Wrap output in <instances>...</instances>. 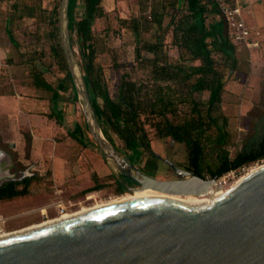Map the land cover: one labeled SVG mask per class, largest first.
<instances>
[{"label":"trees","instance_id":"16d2710c","mask_svg":"<svg viewBox=\"0 0 264 264\" xmlns=\"http://www.w3.org/2000/svg\"><path fill=\"white\" fill-rule=\"evenodd\" d=\"M2 1L7 4L2 28L16 50L22 46L15 33L27 21L47 26L43 33L38 27L34 35L35 44L31 41L30 48L26 46L27 49L20 51L23 65L29 73L30 85L27 87L32 96L56 105L67 103L66 93L71 88L72 100L79 101L59 35L60 0ZM45 1H53V4L51 7L43 6ZM137 2L139 15L117 17L116 24L134 36V62L130 66L146 73L147 79L134 77L132 71L123 69L126 66L113 56L118 85L112 93L100 59L111 52L107 42L111 27L103 30L97 27V22L110 19L104 0H69L71 46L100 127L113 148L118 151L112 138L114 135L122 145V151H119L122 155L133 154L142 148L156 157L149 137V132L153 131L158 138L169 137L172 142L183 143L187 153L186 170L204 179H218L231 170L262 162L264 83L257 106L250 111L251 121L241 149L232 157L227 148L229 118L217 110L229 76L243 71L247 54L246 48L230 38L215 1L209 5L203 0ZM80 5L83 9L79 13ZM210 14L216 15L212 22H208ZM22 32L25 34L26 30ZM41 40L46 44L40 43ZM171 47L176 48L177 56L170 54ZM48 75L55 76V79L48 78ZM54 110L52 108L45 116L49 120L55 119L61 126L67 114L61 110L55 113ZM84 127L89 132L86 124ZM68 136L83 147L89 139L78 121ZM24 138L26 158H29L32 136L25 133ZM0 146L9 147L1 137ZM14 157L13 171L26 170L27 166L18 160L17 153ZM39 178L34 173L22 180L0 185V201L29 195L32 182ZM112 178L118 187L116 192L122 194L121 176L113 174ZM103 187L97 183L94 186L98 190Z\"/></svg>","mask_w":264,"mask_h":264},{"label":"water","instance_id":"95a60500","mask_svg":"<svg viewBox=\"0 0 264 264\" xmlns=\"http://www.w3.org/2000/svg\"><path fill=\"white\" fill-rule=\"evenodd\" d=\"M68 8L69 0H61V45L86 124L106 162L141 189L210 201L157 197L104 207L0 240V264H264V164L219 195L212 191L220 185L216 178L195 176L155 153L179 179L141 173L103 136L71 46Z\"/></svg>","mask_w":264,"mask_h":264},{"label":"rangeland","instance_id":"374dc122","mask_svg":"<svg viewBox=\"0 0 264 264\" xmlns=\"http://www.w3.org/2000/svg\"><path fill=\"white\" fill-rule=\"evenodd\" d=\"M211 1L203 0L208 5L211 4ZM226 1L230 5H233V0ZM59 2L61 3V0ZM240 3L248 10L245 11V14H255L262 21L264 20V0H240ZM52 4L53 1L43 2V6L51 7ZM103 5L109 13L110 19L97 22V27L100 30H103L107 26L111 27L107 36L108 47L111 52L109 55L101 56L100 59L105 69L107 83L112 93H114L118 85V75L116 69L113 67V56H115L117 62L126 66L123 69L132 71L134 77L141 80L147 79L146 73L133 69L130 66L134 62V36L128 31L119 29L116 24L117 17L130 18L138 16L140 7L137 0H104ZM79 7L78 12L80 13L83 6L80 5ZM6 8L7 4L3 1L0 2V47L8 49L6 55L1 53L0 56V94L29 97L32 93L27 87L30 85L29 73L26 66L23 65L20 51L27 49V47L30 48L29 43L31 41H33L31 43L35 44L34 35L38 27H40L39 32L43 33L47 29V26L45 24L37 26L27 21L26 25L22 27L23 29L21 28L15 33L22 46L20 50H16L7 39L2 28V20L4 19ZM58 10L60 12V6ZM207 18L208 22H212L216 19V15L210 14ZM25 30L24 34L22 31ZM113 30H116V32ZM40 43L46 44L44 40H41ZM170 49V54L177 56L178 52L176 48L171 47ZM246 54L243 71L229 76L222 103L219 105V110H217L220 115L229 118L227 131L230 136L227 148L232 157L242 147L251 121L250 111L253 107L257 106L261 85L264 83V53L257 50H246ZM77 67L82 77L78 64ZM50 76L48 75V78L55 79V76ZM8 93L13 94L7 95ZM66 97L69 102L57 103L59 106H55L54 110L55 113L62 111L67 114L61 126L56 123L55 119H48V124L46 126L39 125V129L34 127L29 128L24 122L20 121L16 123V128H11V126L7 125L3 135H0L1 141L9 146H0V150L3 152L0 155V185L3 183V180L10 178L18 179L20 174L32 175L33 173H37L40 177L38 180L32 182L29 195L0 201V216L7 218L1 225L4 232L17 231L49 218H54L62 213V209L63 212L77 211L84 206L89 207L96 202L108 201L110 198L125 194L114 192L115 184L112 183V177L113 174L117 176L119 173L113 165L106 162L103 155L99 152L100 150L89 129V132L85 129L84 124H86V121L81 102L72 100L73 92L71 88L66 93ZM49 112L47 111L46 114H49ZM77 121L83 126L85 135L89 138L85 142L86 147L78 144L68 136V132L73 131ZM25 133H30L32 136L29 158H26ZM102 133L104 138L112 145L103 130ZM149 137L153 153L163 158H169L174 165L186 170L187 153L183 143L172 142L169 137L158 138L153 131L149 132ZM112 138L118 148L117 152L129 163H133L135 167L152 172L158 168L157 174L164 175L165 173L169 176H174L173 171L167 169L166 163L144 152L142 148L136 149L133 154L129 153L125 155L123 153L122 155L119 152L122 151V145L119 144L118 139L114 135ZM45 145H50L51 148L59 145L58 148L61 149L62 155L68 160L67 167L69 169L66 172L62 171L64 173L63 177V174H60L55 167L54 174H56L55 180L57 183L52 179L49 160L40 155ZM14 153H17L18 160L27 166L26 170L22 172L13 171L15 165ZM262 164H264V160L260 163L246 166L245 170L238 173L237 179L234 182L231 181L232 184L229 186L236 184L238 178L245 175L250 169ZM44 167L45 170L40 172L39 169H44ZM40 173H42L41 176ZM96 183L104 185V187L100 190L95 189ZM89 195H94V197L87 200V196Z\"/></svg>","mask_w":264,"mask_h":264},{"label":"crops","instance_id":"0c3cea01","mask_svg":"<svg viewBox=\"0 0 264 264\" xmlns=\"http://www.w3.org/2000/svg\"><path fill=\"white\" fill-rule=\"evenodd\" d=\"M233 5H237L241 8L243 19L246 25L253 31L260 33L258 37L259 46L249 51L257 50L258 52L264 53V20L262 21V19L258 18L255 14H245L247 9L242 6L240 0H233ZM6 52H8V49H2L0 47V56L1 53L6 55ZM57 105L56 103H52L48 100L38 99L32 96V94L29 97H21L20 95L18 97L0 95V135H3L7 125L11 126V128H16V123H19L20 121L24 122L29 128L34 127L39 129V125L46 126L48 124V118L45 116V113L50 111L52 108H55ZM58 147L59 145H56L52 148L50 145H45L43 146L40 154L42 157H45L49 160L52 179L55 181V183H57L55 180L56 174H54L55 167L58 169L60 174H63L62 177L64 176L63 172H66L67 169H69V167H67L68 160L62 155V151ZM44 170L45 167L44 169H39L40 172H43ZM25 175L31 176L30 174ZM41 175L42 173H40V176ZM23 176L24 175L21 177Z\"/></svg>","mask_w":264,"mask_h":264},{"label":"bare ground","instance_id":"6f19581e","mask_svg":"<svg viewBox=\"0 0 264 264\" xmlns=\"http://www.w3.org/2000/svg\"><path fill=\"white\" fill-rule=\"evenodd\" d=\"M259 166L260 165L253 167L246 174L254 171ZM243 176L239 177L238 180L236 181V183H238ZM229 187H231V186H223V185L214 186V188L212 190L214 193L213 195H219L220 193H223L225 190H227ZM157 197L172 199V200L181 201V202H192V203L209 202L210 201V198H207V197H197V196L180 197V196L169 195L166 193H159V192L153 191L151 189L133 190V191H131L129 193H125L121 196L110 198L108 201L96 202L94 205L89 206V207L84 206L77 211H64L54 218H49V219L42 221L38 224H33V225H30L26 228H23V229H20L17 231L0 233V240L11 238V237H14V236L26 233V232L34 231V230L41 229L44 227H48L51 225H55V224L70 220L72 218L81 216L83 214H86V213H89V212H92L94 210H98V209H101L104 207L113 206V205L126 203V202H130V201L143 200V199H148V198H157ZM89 198L92 199L93 195L89 196Z\"/></svg>","mask_w":264,"mask_h":264},{"label":"built area","instance_id":"2783aa9c","mask_svg":"<svg viewBox=\"0 0 264 264\" xmlns=\"http://www.w3.org/2000/svg\"><path fill=\"white\" fill-rule=\"evenodd\" d=\"M215 3L225 19L230 38L247 50L257 48L259 46L258 37L260 33L253 31L246 25L241 8L237 5H230L226 0H215ZM242 170L244 171L245 167L238 170H231L217 180L220 185L229 186L232 184L231 181L234 182L237 179V174ZM6 220L7 218L0 216V233L4 232L1 225Z\"/></svg>","mask_w":264,"mask_h":264},{"label":"flooded vegetation","instance_id":"af4514ba","mask_svg":"<svg viewBox=\"0 0 264 264\" xmlns=\"http://www.w3.org/2000/svg\"><path fill=\"white\" fill-rule=\"evenodd\" d=\"M167 156V155H166ZM156 158V157H155ZM169 159V158H168ZM159 160V159H157ZM160 161V160H159ZM132 165H134L133 163H131ZM135 166V165H134ZM177 166V165H176ZM141 173H143L144 175H147L149 177H152V178H155V179H158V180H176V179H179L178 176L175 175L174 171L167 165V169H170L173 171L174 173V176H169L167 174L164 173V175H159L157 174V171H158V168H156V171L152 172V171H148V170H145V169H140L139 167H136ZM121 176V175H120ZM119 179V178H118ZM120 181L122 182V186L124 187V192L123 193H126V192H131L133 190H139L141 189L139 185L135 184L134 182L130 181L129 179L125 178V177H122L121 176V179ZM7 183V182H6ZM113 184L114 181L112 182ZM5 183H2L1 185H3ZM114 192L117 193V185L115 184L114 185ZM139 187V188H138ZM118 194V193H117ZM89 196H92V195H89ZM89 196H87V200H89ZM94 197V195H93Z\"/></svg>","mask_w":264,"mask_h":264}]
</instances>
